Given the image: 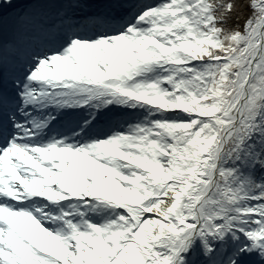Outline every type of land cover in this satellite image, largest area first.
I'll list each match as a JSON object with an SVG mask.
<instances>
[{
  "label": "snow or ice",
  "instance_id": "snow-or-ice-1",
  "mask_svg": "<svg viewBox=\"0 0 264 264\" xmlns=\"http://www.w3.org/2000/svg\"><path fill=\"white\" fill-rule=\"evenodd\" d=\"M0 264H264V0H0Z\"/></svg>",
  "mask_w": 264,
  "mask_h": 264
}]
</instances>
